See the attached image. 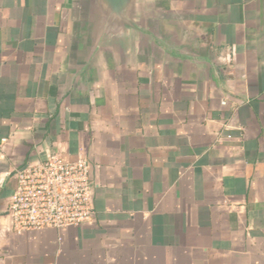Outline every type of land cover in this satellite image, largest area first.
<instances>
[{
    "label": "crops",
    "instance_id": "crops-1",
    "mask_svg": "<svg viewBox=\"0 0 264 264\" xmlns=\"http://www.w3.org/2000/svg\"><path fill=\"white\" fill-rule=\"evenodd\" d=\"M154 8L174 50L86 67L74 0H0V264H264V0ZM49 154L89 159L95 220L18 235Z\"/></svg>",
    "mask_w": 264,
    "mask_h": 264
},
{
    "label": "built area",
    "instance_id": "built-area-1",
    "mask_svg": "<svg viewBox=\"0 0 264 264\" xmlns=\"http://www.w3.org/2000/svg\"><path fill=\"white\" fill-rule=\"evenodd\" d=\"M91 170L84 156L65 161L58 154L14 169L17 185L9 205L14 232L61 230L94 222Z\"/></svg>",
    "mask_w": 264,
    "mask_h": 264
},
{
    "label": "water",
    "instance_id": "water-1",
    "mask_svg": "<svg viewBox=\"0 0 264 264\" xmlns=\"http://www.w3.org/2000/svg\"><path fill=\"white\" fill-rule=\"evenodd\" d=\"M85 40V66L122 50L170 53L174 46L157 22L154 0H74Z\"/></svg>",
    "mask_w": 264,
    "mask_h": 264
}]
</instances>
